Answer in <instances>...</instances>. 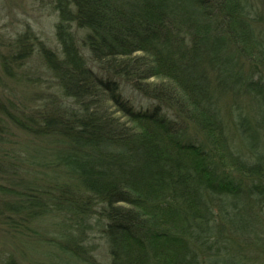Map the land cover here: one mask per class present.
Segmentation results:
<instances>
[{"label": "trees", "instance_id": "1", "mask_svg": "<svg viewBox=\"0 0 264 264\" xmlns=\"http://www.w3.org/2000/svg\"><path fill=\"white\" fill-rule=\"evenodd\" d=\"M54 3L61 51L39 50L51 106L6 117L34 176L14 178L0 154L13 183H0V227L24 258L4 264H104L96 225L105 264H264V221L242 200L245 180L264 199L260 124L225 98L254 93L264 117V0Z\"/></svg>", "mask_w": 264, "mask_h": 264}, {"label": "rangeland", "instance_id": "2", "mask_svg": "<svg viewBox=\"0 0 264 264\" xmlns=\"http://www.w3.org/2000/svg\"><path fill=\"white\" fill-rule=\"evenodd\" d=\"M58 21L59 15L54 0H0V102H3L5 106L3 108L5 113L0 112V154L5 152L7 159L12 160L14 178H32L34 175H24V163L22 164L20 161L25 158V148L29 137L8 121L12 118L10 112L18 114L20 109H42L44 105H49L50 99L55 94L56 81L42 61L39 50L40 44L43 43L56 52L61 51V44L56 34ZM26 32L28 37L18 41V38ZM3 58L9 63L6 67L2 65ZM121 92L138 108H145L152 103L151 100L126 85L122 84ZM240 92L241 94L237 96H233V93L230 92L225 98L229 105V100L235 103L240 102L244 112L259 122L262 144L257 152L264 154V117L260 113L261 101L254 93L243 90ZM234 98L236 99L234 100ZM235 107L229 112L232 120L236 114ZM234 142L238 144V147L243 148L244 143L238 133H234ZM4 145L6 147L2 150ZM0 165L2 166L0 183L13 184L11 181L12 171L8 169L9 166L4 164L3 159L0 161ZM242 185L244 192L242 193L243 199H241L245 200L246 206L251 207L252 211L264 221V199H259L256 194L249 195L247 193L246 190L250 185L248 180L242 181ZM11 198L13 197L10 195L6 196V199ZM89 233L90 243L96 248L95 255L98 260L104 264L107 263L109 261L108 244L101 233L100 226H94L89 230ZM4 234L5 231L0 227V264H4L6 262L4 260L13 254V245L15 246L19 242ZM17 255V253L13 254L15 259L21 257L23 262L22 254ZM52 261L50 260V262ZM25 262L31 264L28 260Z\"/></svg>", "mask_w": 264, "mask_h": 264}]
</instances>
